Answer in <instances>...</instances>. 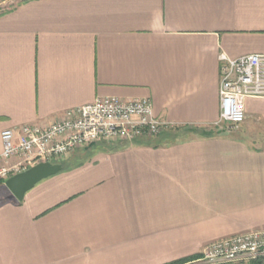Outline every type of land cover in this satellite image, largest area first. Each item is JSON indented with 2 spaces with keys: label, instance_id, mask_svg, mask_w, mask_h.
I'll list each match as a JSON object with an SVG mask.
<instances>
[{
  "label": "crops",
  "instance_id": "crops-1",
  "mask_svg": "<svg viewBox=\"0 0 264 264\" xmlns=\"http://www.w3.org/2000/svg\"><path fill=\"white\" fill-rule=\"evenodd\" d=\"M2 5L0 154L4 129L103 96L148 98L192 128L77 149L21 201L0 185V264L183 263L264 229V98L245 99L235 130L202 135L219 118V53L264 54V0Z\"/></svg>",
  "mask_w": 264,
  "mask_h": 264
},
{
  "label": "built area",
  "instance_id": "built-area-1",
  "mask_svg": "<svg viewBox=\"0 0 264 264\" xmlns=\"http://www.w3.org/2000/svg\"><path fill=\"white\" fill-rule=\"evenodd\" d=\"M219 118L235 130L245 119L246 98H264V54L230 58L221 52ZM172 125L153 112L148 98L124 100L98 97L73 106L59 120L46 125L23 124L1 132L2 180L37 162L62 163L75 150L97 142H132L158 135ZM12 161V159H15ZM264 259V229L215 240L204 246L196 258L180 264H234Z\"/></svg>",
  "mask_w": 264,
  "mask_h": 264
},
{
  "label": "water",
  "instance_id": "water-1",
  "mask_svg": "<svg viewBox=\"0 0 264 264\" xmlns=\"http://www.w3.org/2000/svg\"><path fill=\"white\" fill-rule=\"evenodd\" d=\"M62 169L60 163L37 162L26 170L8 177L4 180V186L17 201H21L25 193L38 182L59 173Z\"/></svg>",
  "mask_w": 264,
  "mask_h": 264
},
{
  "label": "rangeland",
  "instance_id": "rangeland-1",
  "mask_svg": "<svg viewBox=\"0 0 264 264\" xmlns=\"http://www.w3.org/2000/svg\"><path fill=\"white\" fill-rule=\"evenodd\" d=\"M7 5H2V6H0V8H5ZM191 127V126H190ZM190 127H181V128H179V130H178V134L177 135H175V139H177V138H179V139H184L185 137H187V135L185 134L186 132L185 131H183L184 129H186V128H190ZM192 128V127H191ZM207 129H209V130H211V131H213L214 129H217V130H223L224 132H226V131H230L229 130V127H228V124H226V123H218V124H215V125H212L211 127H206ZM206 128H204V129H206ZM170 129H172V128H170ZM170 129H168L167 131H169ZM181 129H183V130H181ZM65 161H63L62 163H63V165H65V163H64ZM6 180V179H5ZM4 185V184H3ZM3 190L5 191V190H7L6 188H3ZM8 191V190H7ZM7 191H5V192H7ZM6 195H2V194H0V200H2V199H5L4 197H5ZM246 262H240V263H234V264H245Z\"/></svg>",
  "mask_w": 264,
  "mask_h": 264
},
{
  "label": "trees",
  "instance_id": "trees-1",
  "mask_svg": "<svg viewBox=\"0 0 264 264\" xmlns=\"http://www.w3.org/2000/svg\"><path fill=\"white\" fill-rule=\"evenodd\" d=\"M173 129H170L169 131H171ZM178 129H174L173 131H177ZM223 130H213V131H209V132H204L202 133V135L204 136H211L213 133H219V132H222ZM62 164L63 168L65 165H63V163H60ZM4 184V180L3 181H0V185H1V188H5V186L3 185ZM182 261H176V262H173V263H170V264H180ZM245 264H264V259L263 260H256V261H251V262H246Z\"/></svg>",
  "mask_w": 264,
  "mask_h": 264
}]
</instances>
